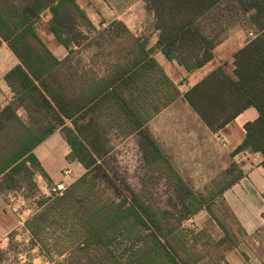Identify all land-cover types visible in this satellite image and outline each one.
Wrapping results in <instances>:
<instances>
[{
  "label": "rangeland",
  "instance_id": "1",
  "mask_svg": "<svg viewBox=\"0 0 264 264\" xmlns=\"http://www.w3.org/2000/svg\"><path fill=\"white\" fill-rule=\"evenodd\" d=\"M12 1L20 4L23 0ZM76 2L85 11L87 19L81 18L70 4L62 9L68 32L65 34L71 40V50H66V56L61 54V45L49 31L50 14H43L36 24L38 35L61 61L46 78L47 83L74 96L82 89L93 88L100 79L109 77L127 62L136 41L145 39L148 47H154L158 39L154 14L147 10L145 0ZM263 2L223 0L204 21V34L214 38L220 35L218 39L227 37L246 45L262 33ZM27 43L32 46L33 54L41 53L34 42L28 39ZM231 62L226 64V70L232 74L234 61ZM164 73L179 93L170 105L167 101L169 92L165 89L168 83L156 73H150L147 79L140 80L125 91H128L127 95L134 92V96L129 97L137 107L142 109L153 105L154 109H159L146 129L167 160L146 154L141 146V137L136 133H126L127 123L112 106L105 114H94V123L98 122V125L91 129L90 134L95 146L100 149L102 158L99 164L102 168L88 177L87 202L93 206L97 203H118L123 195H135L155 213L165 235L161 242L172 248L182 264H244L243 259L248 260L247 255L253 251L245 244L249 248L241 246L243 237L239 227L227 211L216 204V200L221 191L242 172L246 159L233 156L230 148L224 146V138L215 135L190 109L184 98L188 88L184 69L176 62L167 63ZM143 88L150 89L151 94L142 93ZM20 115L36 133L37 117L33 114L29 116L24 109ZM91 116V113L86 115L79 123L86 122ZM56 127L55 132L63 139L61 153L67 154L65 159L69 162H65L64 166L75 163L71 165L74 175L69 189L86 173V169L79 162L69 159L71 148L66 135L68 127H72L71 122ZM99 145L109 152L104 153ZM174 172L205 201V208L193 215L198 205L187 204V190H177L179 186ZM40 173L36 169L20 170L12 181L5 179L0 183V220L12 228L9 234L1 236L0 264H111L101 252L80 251L75 219H69L66 224L60 219L51 226L55 217L51 212L40 233L35 235L29 229V223H33L35 217L65 193L50 194L60 174L52 179ZM79 194L78 190L76 196ZM126 234L116 241L113 249L120 247L118 251H121L130 245L147 248V242L140 240L139 236L150 234L149 230L134 227Z\"/></svg>",
  "mask_w": 264,
  "mask_h": 264
},
{
  "label": "trees",
  "instance_id": "2",
  "mask_svg": "<svg viewBox=\"0 0 264 264\" xmlns=\"http://www.w3.org/2000/svg\"><path fill=\"white\" fill-rule=\"evenodd\" d=\"M145 2L147 10L154 14V28L158 32L155 46L149 48L145 39L136 41L135 49L127 62L109 77L100 79L93 88L82 89L80 94L74 96L61 92L60 88L54 89L47 83L46 78L61 61L38 35L36 24L43 14L49 13L50 33L70 52L71 40L66 35L68 32L62 9L70 4L81 18L87 19L85 11L76 0H23L20 4L12 0H0V47L3 42L6 43L20 61L4 76L16 99L15 103L0 110V177L4 175L2 182L5 179L12 181L20 170L32 169L47 177L33 150L55 132L56 126H65L70 121L72 127H68L66 135L71 148L69 159L83 165L86 173L35 217L33 223H29V229L35 235L40 233L48 222L47 215L53 212L55 217L51 226L60 219L65 224L69 219H75L74 227L78 223L76 235L80 237V251L101 252L111 264H182L172 248L161 242L165 235L155 213L137 196L123 195L118 203H97L95 206L87 202L90 184L88 177L102 168L99 164L102 158L100 149L95 146V140L91 139L90 134L91 129L98 125V122L94 123V114H105L112 106L127 123L126 133H136L141 137V146L146 154L167 160L146 129L159 109H154L153 105L142 109L137 107L131 100L134 92L127 95L128 91L125 90L134 87L140 80L147 79L150 73H156L168 83L165 89L169 92L167 101L170 105L178 98L179 93L153 55L160 51L170 62L175 61L191 72L213 58L215 39L220 36L214 38L204 34V21L223 0ZM28 39L40 47L41 53L33 54L32 46L27 43ZM233 64L232 76L223 68H218L187 91L184 98L214 133L223 129L246 109L255 108L258 118L244 125L245 138L232 155L249 152L264 156V25L262 33L234 54ZM141 92L151 94L152 91L143 88ZM19 108H23L29 116L33 114L37 117L36 133L18 116ZM90 113L92 116L86 122L79 123L80 119ZM100 137L101 135L98 136ZM99 146L104 153L109 152L103 145ZM261 166L264 168V160ZM174 173L179 186L177 190H187V204L198 205L192 212L193 215L205 208V201L190 190L178 173ZM104 176L107 177L105 173ZM241 177L242 172L219 195ZM78 190L80 194L76 196ZM134 227L150 231V234L139 236L140 240L147 242V248L130 245L121 251H118L120 247L113 249L116 241Z\"/></svg>",
  "mask_w": 264,
  "mask_h": 264
},
{
  "label": "crops",
  "instance_id": "3",
  "mask_svg": "<svg viewBox=\"0 0 264 264\" xmlns=\"http://www.w3.org/2000/svg\"><path fill=\"white\" fill-rule=\"evenodd\" d=\"M215 41L216 46L213 50V58L201 68L188 72L183 66L178 64L184 69L187 76V91L218 68H223L227 74L233 75L234 64L232 74L226 70V64H231V61H234V54L245 45L227 37L225 39H215ZM60 50L63 56L67 55L64 47L60 46ZM153 56L163 71L167 63H175V61L170 62L160 51L156 52ZM18 63V59L7 44L2 45L0 47V110L13 102L15 103L16 95L4 80V76ZM188 106L190 107L189 104ZM22 109L19 108L17 110L19 117H21L20 111ZM190 109L198 116L191 107ZM198 118L201 120L199 116ZM257 118V110L253 107L248 108L229 122L223 129L215 133V135L223 137L225 140L224 146L230 148L233 153L245 138L244 125L255 121ZM22 120L26 122L24 118ZM201 122L204 123L202 120ZM62 140L59 134L54 132L33 150L47 177L52 179L59 174L61 175L62 170L65 168L71 169L72 176L74 175L71 167V165L75 164L74 162L64 166L65 162L68 161L65 159L67 154L62 155L61 153V150L64 148ZM239 156L246 159L241 167L242 177L217 197L216 204L225 209L239 227L241 237H243L241 246L245 244L253 251L252 253L248 249L251 253L246 254L248 260L243 259L244 264H264V168L261 166L264 156L260 153L251 154L249 152L235 155V157ZM40 174L43 175L42 173ZM41 175L39 176L42 177ZM3 177L4 175L0 177V183ZM11 230L12 228L10 229L8 226H5L0 220V239L1 236L9 234ZM246 246L244 247L249 248ZM255 251L256 254H254Z\"/></svg>",
  "mask_w": 264,
  "mask_h": 264
},
{
  "label": "built area",
  "instance_id": "4",
  "mask_svg": "<svg viewBox=\"0 0 264 264\" xmlns=\"http://www.w3.org/2000/svg\"><path fill=\"white\" fill-rule=\"evenodd\" d=\"M251 35H252V33H250V36ZM72 178H73V176H72L71 169L65 168L64 170H62L61 177H60L59 181L55 182L52 185V188L50 190V194L62 195L70 186V182H71Z\"/></svg>",
  "mask_w": 264,
  "mask_h": 264
}]
</instances>
